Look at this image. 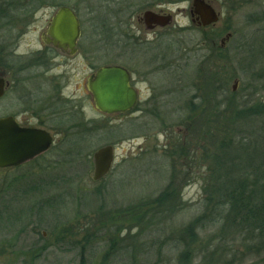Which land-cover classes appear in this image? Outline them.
<instances>
[{
    "label": "rangeland",
    "instance_id": "obj_1",
    "mask_svg": "<svg viewBox=\"0 0 264 264\" xmlns=\"http://www.w3.org/2000/svg\"><path fill=\"white\" fill-rule=\"evenodd\" d=\"M216 2L221 21L212 28L211 42L205 43L204 32L183 16L180 23L188 29L162 42L166 54L181 58V68L174 70L180 80L174 85L164 73L168 86L162 90L161 114H101L98 132L79 141L69 136L67 146L59 142L21 167L0 169V264H80L82 254L87 264H101L111 239L117 250L109 264H181L184 250L192 264L214 254L216 264H264V250L255 247V239L221 233L223 220L206 221L187 246L180 238L211 207L212 186L228 163L226 149L216 146L227 134L236 142L244 133L263 136L261 122L238 124L228 105L233 98L235 105L248 97L264 101V87L257 81L264 79V74L258 77L264 73V0L236 9L224 0ZM229 32L233 36L222 47ZM82 45L93 48L84 37ZM231 92L237 94L232 98ZM109 144L115 147L112 170L94 181L93 153ZM217 152L224 162L215 174ZM175 166L177 208L135 221L131 207L155 198L171 181Z\"/></svg>",
    "mask_w": 264,
    "mask_h": 264
},
{
    "label": "flooded vegetation",
    "instance_id": "obj_2",
    "mask_svg": "<svg viewBox=\"0 0 264 264\" xmlns=\"http://www.w3.org/2000/svg\"><path fill=\"white\" fill-rule=\"evenodd\" d=\"M180 1L187 5L179 7ZM193 1L0 0V119L16 133L37 130L50 135V149L59 142L70 144L69 136L79 141L98 132L101 114L115 115L99 109L90 89L94 74L106 66L124 68L136 91L135 105L119 114H161L162 90L180 81L174 70L181 68V58L162 49L163 40L188 29L180 23L181 16L204 32L205 43L212 41V28L221 21L216 0H204L220 18L216 24L199 26ZM250 1L224 4L236 9ZM62 8L70 9L77 22L78 34L71 43L60 39L63 33L55 25ZM83 37L93 48L83 47ZM182 58L185 64L187 56ZM50 149L9 168L21 167Z\"/></svg>",
    "mask_w": 264,
    "mask_h": 264
},
{
    "label": "trees",
    "instance_id": "obj_3",
    "mask_svg": "<svg viewBox=\"0 0 264 264\" xmlns=\"http://www.w3.org/2000/svg\"><path fill=\"white\" fill-rule=\"evenodd\" d=\"M261 46L264 47V45ZM262 50L264 52V49ZM218 72H220V69L216 74ZM263 74L259 73L258 77L260 78ZM257 81L261 83V87H264V79H260V81L257 79ZM252 90L254 91L253 94L257 93L258 86L252 87ZM236 94V92H231L230 96L233 98ZM256 98L258 97H248L240 105H235L234 98L229 101L228 110L230 114L232 113V116L237 118L236 122L238 124L241 121L261 122L259 127H261L260 133L263 136L250 137V135L244 133L236 142L233 135L227 134L221 140L223 142L216 146L217 150L221 147L226 149L228 163L224 172L218 173V166L224 162L221 160L222 153L213 154L215 174L218 173V175L215 184L212 186L213 192L208 197L211 207L181 231L180 238L186 246L195 240V231L204 228L206 221L211 220L217 223L223 220L221 233L233 234L234 231L236 235H244L247 238L255 239L252 242L255 247L264 250V101ZM192 112L194 111L192 110ZM233 120L234 117L231 121ZM225 132L227 131L225 130ZM252 139L253 144L250 143ZM259 142H262V145ZM173 168L171 181L155 198L131 207L134 209L133 217L135 221L142 222L149 219L150 216L155 217L162 212H173L174 208H177L175 204L179 202V183L176 184L173 180L175 178L173 174H176L177 167ZM150 219L152 223L155 222L153 218ZM43 247L42 249H45V246ZM116 250L117 245L113 244L111 239L101 264L112 262ZM189 255L184 250L179 256V262L181 264H192L193 257ZM214 261L215 254L201 264H216ZM224 263L236 264L233 260L224 261ZM80 264H87L84 254L81 256Z\"/></svg>",
    "mask_w": 264,
    "mask_h": 264
},
{
    "label": "water",
    "instance_id": "obj_4",
    "mask_svg": "<svg viewBox=\"0 0 264 264\" xmlns=\"http://www.w3.org/2000/svg\"><path fill=\"white\" fill-rule=\"evenodd\" d=\"M193 9L198 15V25L208 26L219 21V14L204 0H194ZM75 16L68 8H62L55 19L56 27L62 31L60 39L73 42L78 32ZM233 34L227 33L221 39L224 47ZM238 86L235 80L233 90ZM90 89L94 92L99 109L107 114L123 113L136 103V91L130 85L128 72L120 66H106L94 74L90 81ZM50 135L43 136L40 131L28 130L16 133L6 120L0 119V168L19 166L47 151L52 145ZM115 159L114 145H105L93 153L94 170L92 178L100 181L111 171ZM45 235V234H44Z\"/></svg>",
    "mask_w": 264,
    "mask_h": 264
}]
</instances>
